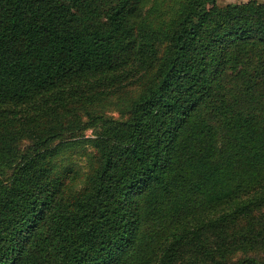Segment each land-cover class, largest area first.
Segmentation results:
<instances>
[{
	"label": "trees",
	"instance_id": "16d2710c",
	"mask_svg": "<svg viewBox=\"0 0 264 264\" xmlns=\"http://www.w3.org/2000/svg\"><path fill=\"white\" fill-rule=\"evenodd\" d=\"M0 264H264V2L0 0Z\"/></svg>",
	"mask_w": 264,
	"mask_h": 264
},
{
	"label": "rangeland",
	"instance_id": "374dc122",
	"mask_svg": "<svg viewBox=\"0 0 264 264\" xmlns=\"http://www.w3.org/2000/svg\"><path fill=\"white\" fill-rule=\"evenodd\" d=\"M220 4H225L227 2H242L247 0H218ZM264 2V0H259ZM111 114L117 116L118 111H110ZM85 137H93V130L90 128L86 130ZM81 138V137H80ZM77 139V138H76ZM73 146L69 147L63 154L60 156V160L58 162L59 169L69 167L72 169L71 174L75 176V181L73 185L78 188L84 178L86 173L89 170L91 163V155L93 150L89 144H84L78 141H74Z\"/></svg>",
	"mask_w": 264,
	"mask_h": 264
}]
</instances>
